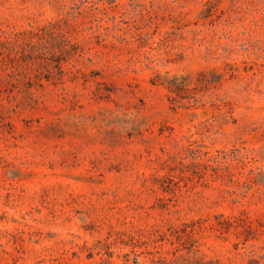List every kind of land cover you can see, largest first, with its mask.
I'll return each mask as SVG.
<instances>
[{
  "label": "rangeland",
  "instance_id": "1",
  "mask_svg": "<svg viewBox=\"0 0 264 264\" xmlns=\"http://www.w3.org/2000/svg\"><path fill=\"white\" fill-rule=\"evenodd\" d=\"M143 250L264 264V0H0V264Z\"/></svg>",
  "mask_w": 264,
  "mask_h": 264
},
{
  "label": "trees",
  "instance_id": "2",
  "mask_svg": "<svg viewBox=\"0 0 264 264\" xmlns=\"http://www.w3.org/2000/svg\"><path fill=\"white\" fill-rule=\"evenodd\" d=\"M175 248H178V247L175 246ZM141 253L153 255L154 257L150 258V261L152 264H177L176 257L167 258V257H163L162 255L155 257L154 253H159L157 250L155 252L152 250H143ZM137 257H138V254L135 253V258L133 259V262H132L133 264H140L139 261L137 260ZM126 261H129V260H126ZM100 264H103V263H100Z\"/></svg>",
  "mask_w": 264,
  "mask_h": 264
}]
</instances>
